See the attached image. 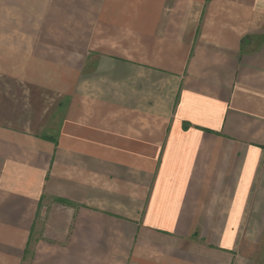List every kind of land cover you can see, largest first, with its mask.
Listing matches in <instances>:
<instances>
[{
	"label": "crops",
	"instance_id": "obj_1",
	"mask_svg": "<svg viewBox=\"0 0 264 264\" xmlns=\"http://www.w3.org/2000/svg\"><path fill=\"white\" fill-rule=\"evenodd\" d=\"M0 77V264H264V0H0Z\"/></svg>",
	"mask_w": 264,
	"mask_h": 264
},
{
	"label": "rangeland",
	"instance_id": "obj_2",
	"mask_svg": "<svg viewBox=\"0 0 264 264\" xmlns=\"http://www.w3.org/2000/svg\"><path fill=\"white\" fill-rule=\"evenodd\" d=\"M8 85V83H4V79H2V77H0V121H2L3 120V109H4V105H5V102L7 101V102H9V99H10V95H9V93L13 96L12 98H11V100L13 101V102H15L16 100H20V98L21 99H23V101H25L24 100V98L25 97H28L29 95H30V92L28 91V89H24V88H19V87H9V86H7ZM11 88V89H10ZM26 91H28L27 93H26V95L24 94ZM16 99V100H15ZM6 102V103H7ZM64 105H66V102H65V104ZM18 106H22V109L24 110L25 109V107H27V108H29V104H25V103H19L18 105L17 104H15V103H13V105H12V107H13V110H14V112H13V117H18L19 116V109H18ZM52 107H53V104L52 103H50L49 101L48 102H46L45 103V106H44V109H45V112H46V114H49L50 113V110H52ZM64 110H65V106H63V108H62V110H61V117H62V115H63V113H64ZM17 111V112H16ZM53 132H55V131H48L46 134H52L53 135ZM55 135V134H54Z\"/></svg>",
	"mask_w": 264,
	"mask_h": 264
}]
</instances>
